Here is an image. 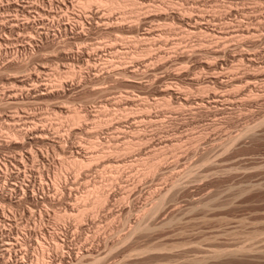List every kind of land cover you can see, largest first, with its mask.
<instances>
[{
	"label": "rangeland",
	"instance_id": "1",
	"mask_svg": "<svg viewBox=\"0 0 264 264\" xmlns=\"http://www.w3.org/2000/svg\"><path fill=\"white\" fill-rule=\"evenodd\" d=\"M130 1L0 0V264H264V0Z\"/></svg>",
	"mask_w": 264,
	"mask_h": 264
},
{
	"label": "bare ground",
	"instance_id": "2",
	"mask_svg": "<svg viewBox=\"0 0 264 264\" xmlns=\"http://www.w3.org/2000/svg\"><path fill=\"white\" fill-rule=\"evenodd\" d=\"M62 1V0H61ZM67 1V0H66ZM69 1V0H68ZM132 2V1H130V0H80V3H81V5H83V6H88L89 4H92V3H96V4H106L105 6H107L108 4H110V6H108V7H112V6H114V8H115V6L117 7H125V6H127L128 4H130V3ZM72 3V2H71ZM132 3H134V2H132ZM132 3H131V5H132ZM65 4H66V2H65ZM135 4H136V2H135ZM134 4V5H135ZM65 6H67V5H65ZM152 6V5H151ZM117 7V8H118ZM134 7V6H133ZM60 8V7H59ZM68 8H69V6H68ZM113 8V7H112ZM111 8V9H112ZM136 8V7H135ZM120 9V8H119ZM69 10V9H68ZM92 10V9H91ZM80 11V10H79ZM40 13V12H39ZM138 14V13H137ZM26 16V15H25ZM139 16V15H138ZM28 17V16H27ZM30 17V16H29ZM191 19V18H190ZM40 20H42V19H40ZM60 20V19H59ZM25 21V20H24ZM28 21H31V20H28ZM28 21H27V23H28ZM64 21V20H63ZM182 21V20H181ZM185 21V20H184ZM1 22V21H0ZM29 23H32V21L31 22H29ZM35 23V22H34ZM54 23V22H53ZM65 23V22H64ZM69 23V22H68ZM185 23V22H184ZM199 23V22H198ZM50 24V23H49ZM59 24H61V23H59ZM67 23H65V25H66ZM196 24V23H195ZM34 25V24H33ZM68 25V24H67ZM30 26V25H29ZM32 27V26H31ZM45 27V26H44ZM198 28V27H197ZM70 30V29H69ZM72 30V29H71ZM74 32V31H73ZM191 32V31H190ZM220 33V32H219ZM215 34V33H214ZM41 38V37H40ZM217 38V37H216ZM9 39V38H8ZM183 41V40H182ZM30 44V43H29ZM8 48V47H7ZM2 49V48H1ZM217 51V50H216ZM93 53V52H92ZM14 54V53H13ZM6 56V55H5ZM190 56V55H189ZM11 62V61H10ZM12 63V62H11ZM65 66V65H64ZM10 68V67H9ZM127 68V67H126ZM126 72V71H125ZM120 73V72H119ZM123 73H124V71H123ZM80 75V74H79ZM29 77V76H28ZM16 78V77H15ZM132 78V77H131ZM22 80V82H23V79H21ZM29 80H31L32 82L35 80V78L34 77H32V76H30L29 77ZM28 80V81H29ZM60 80V79H59ZM20 81V80H19ZM27 84V83H26ZM53 85V84H52ZM27 86V85H26ZM22 88H23V85L21 86ZM35 87V86H34ZM33 87V88H34ZM31 88H32V86H31ZM40 88V87H39ZM38 87L36 88L37 90L39 89ZM43 89V88H42ZM45 89H46V87H45ZM48 89V88H47ZM31 90V89H30ZM29 90V91H30ZM32 90H34V89H32ZM37 90H36V92H37ZM50 90H52V89H50ZM54 90V89H53ZM9 91V90H8ZM12 91V90H11ZM41 91V90H40ZM45 91V90H44ZM43 91V92H44ZM20 92V91H19ZM48 92V91H47ZM51 91H49V93H50ZM29 93V92H28ZM40 93H42V92H40ZM51 93H53V92H51ZM13 94H15L16 95V92L15 93H12V95ZM31 94V93H30ZM37 94V93H36ZM42 94H46V93H42ZM7 95V94H6ZM9 95V94H8ZM11 95V96H12ZM15 95H13V96H15ZM17 95H18V93H17ZM21 95V94H20ZM19 95V96H20ZM28 95V94H27ZM48 95V94H47ZM37 96V95H36ZM35 96V97H36ZM17 97V96H16ZM16 97H15V99H16ZM213 97V96H212ZM7 98H10V97H7ZM34 98V97H33ZM12 99H14V98H12ZM3 102V101H2ZM19 102V101H18ZM27 102V101H26ZM6 103V102H5ZM9 103V102H8ZM9 105V104H8ZM5 108H6V106H5ZM76 115H77V113H76ZM79 115V114H78ZM77 117H79V116H77ZM87 117H88V115H87ZM82 118V117H81ZM80 118V119H81ZM76 119V118H75ZM77 120V119H76ZM80 122V121H79ZM12 129V128H11ZM44 129V128H43ZM25 130V129H24ZM27 130V129H26ZM32 130H34V129H32ZM31 130V131H32ZM17 131H20V132H17ZM16 131V129H15V132L17 133V134H15V132L14 133H12V134H14L15 136H17V137H19V138H17V139H23V138H25V137H28L29 136V132L28 131H25V132H23V130H17ZM30 131V132H31ZM44 131V130H43ZM36 132V131H35ZM42 132V131H41ZM33 134V133H32ZM15 136H12L13 138L15 137ZM37 136V135H36ZM12 138V139H13ZM16 138V137H15ZM11 139V140H12ZM33 139H34V137H33ZM10 140V141H11ZM25 141V140H24ZM5 142H6V140H5ZM12 142V141H11ZM21 143V142H20ZM11 146V145H10ZM134 148V147H133ZM89 160H91L90 158H89ZM80 163V162H79ZM82 164H84L83 162L81 163V165ZM80 165V164H79ZM85 165V164H84ZM86 166H87V164H86ZM79 168V167H78ZM19 176V175H18ZM30 182V181H29ZM29 186V185H28ZM30 187V186H29ZM34 187V186H33ZM16 189V188H15ZM36 194V193H35ZM70 197V196H69ZM104 198V197H103ZM99 199V198H98ZM101 199V198H100ZM54 200V199H53ZM100 201H102V200H100ZM96 203H98V202H96ZM72 205V204H71ZM5 212V211H4ZM81 212V211H80ZM83 217V216H82ZM81 218V217H80ZM76 219H77V217H76ZM79 220V219H78ZM8 230V229H7ZM12 232V231H11ZM20 243V242H19ZM15 245V244H14ZM17 246V245H16ZM6 249V248H5ZM9 250H10V248H9ZM18 250V249H17ZM12 251V250H11ZM11 251H9V252H11ZM91 253V252H90ZM21 254V253H20ZM42 254H43V252H42ZM3 255V254H2ZM42 257H43V255H42ZM41 257V258H42ZM45 257V256H44ZM94 257V256H93ZM92 257V258H93ZM86 258V257H85ZM10 259V258H9ZM25 259V258H24ZM83 259V258H82ZM41 260V259H40ZM43 260V259H42ZM44 262V261H43ZM46 262V261H45ZM59 264V263H58Z\"/></svg>",
	"mask_w": 264,
	"mask_h": 264
}]
</instances>
